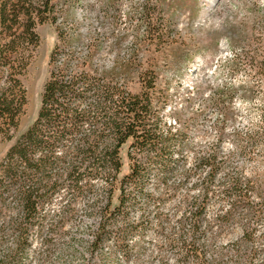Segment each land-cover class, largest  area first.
Returning a JSON list of instances; mask_svg holds the SVG:
<instances>
[{"label": "rangeland", "instance_id": "1", "mask_svg": "<svg viewBox=\"0 0 264 264\" xmlns=\"http://www.w3.org/2000/svg\"><path fill=\"white\" fill-rule=\"evenodd\" d=\"M51 4V18L36 27L39 44L21 77L26 103L12 139L0 142V160L35 120L50 70L67 59L76 71L131 94L146 92L151 121L159 132L175 134L182 146L173 151L165 183L151 166L139 174L141 192L127 190L126 216L117 221L136 224L143 217L146 222L124 239L126 252L114 247L115 236L95 251L89 248L104 203L103 182L96 179L92 192L73 198L63 189L46 205L44 232L33 234L24 264H197L185 255L193 242L204 264H264V205L260 217L249 221L247 208L233 196L240 192L253 210L264 201V0ZM120 154L111 208L118 204L119 181L136 161L127 157L126 146ZM211 155L212 174L209 165L198 162ZM192 199L203 207L195 241L193 208L187 205ZM61 206L66 214L58 221ZM227 212L229 218L222 219ZM245 228L252 229L246 238Z\"/></svg>", "mask_w": 264, "mask_h": 264}, {"label": "trees", "instance_id": "2", "mask_svg": "<svg viewBox=\"0 0 264 264\" xmlns=\"http://www.w3.org/2000/svg\"><path fill=\"white\" fill-rule=\"evenodd\" d=\"M52 11L51 0H0V142L11 140L18 127L26 103L21 77L39 44L36 27L48 21ZM72 67L70 59L62 67H52L35 120L0 160V264H24L33 234L44 232L46 205L63 189L72 191L73 198L92 192L96 179L103 182L104 203L89 248L95 251L104 239L115 236L114 247L126 252L124 239L142 231L146 222L143 217L136 224L117 221L119 215L126 216L125 204L131 194L127 190L139 194L143 187L139 174L151 166L158 167L160 180L165 183L172 172L173 151L182 146L175 134L159 132L151 121V101L146 92L131 94L102 77ZM152 86L153 80L145 88ZM124 146L127 157L136 161L119 181L118 204L111 208ZM198 162L209 165L213 173L216 164L212 155ZM207 194L205 185L202 202ZM233 196L247 208L249 221L260 217L264 201L256 203L258 208L253 210L240 192L234 191ZM187 205L193 208L189 218L193 221L191 240L195 241L203 207L196 199ZM64 210L61 206L57 212L58 221L65 216ZM229 216L227 212L222 219ZM251 231L245 228L244 237ZM181 232L180 240L185 237ZM186 252L197 264H204L194 242Z\"/></svg>", "mask_w": 264, "mask_h": 264}]
</instances>
